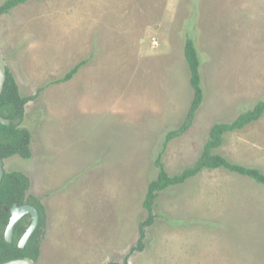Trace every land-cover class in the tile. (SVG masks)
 Here are the masks:
<instances>
[{"label":"rangeland","instance_id":"1","mask_svg":"<svg viewBox=\"0 0 264 264\" xmlns=\"http://www.w3.org/2000/svg\"><path fill=\"white\" fill-rule=\"evenodd\" d=\"M187 37L203 101L161 154L170 175L196 161L213 123L264 99V0H29L0 15L6 64L34 95L21 122L31 157L3 161L46 210L36 264H264V185L223 169L159 192L142 250L125 258L154 160L192 98ZM215 151L264 172V114Z\"/></svg>","mask_w":264,"mask_h":264},{"label":"trees","instance_id":"2","mask_svg":"<svg viewBox=\"0 0 264 264\" xmlns=\"http://www.w3.org/2000/svg\"><path fill=\"white\" fill-rule=\"evenodd\" d=\"M29 0H3L0 3V15L10 12L13 8ZM184 57L189 69V84L192 88V98L189 102L185 117L182 123L175 129L169 130L162 141V150L156 156L154 165L157 168V175L151 179L146 187L142 207L147 211V217L138 224V238L125 258L135 250L141 251L145 237V227L152 224L154 214L152 212L155 199L159 192L166 188L183 184L187 179L197 175L203 169H223L231 173L246 176L257 183L264 185V172L253 166L230 161L228 158L217 153L215 149L221 147L228 133L241 130L245 126L257 121L264 114V99L257 101L251 108L238 114L229 122H215L208 130L206 141L196 161L180 172L168 174L161 161V154L167 144L174 138L184 134L191 126L194 115L203 101V89L201 87L200 59L192 38L187 37L183 47ZM84 60L77 63L56 82L68 81L78 71ZM34 95L23 96L19 91L16 79L7 66L6 78L3 89L0 93V115L10 119L11 123L4 125L0 123V158L3 160L14 155L28 159L31 157V134L26 127L21 126L24 118L25 105L33 99ZM20 119L18 125L14 121ZM30 180L26 174L18 170L5 171L0 182V263L30 257L37 262L40 254V245L44 236L46 225V210L40 199L28 193ZM14 204H31L39 215L38 226L30 235L23 247L18 246V241L28 225L30 216L24 215L13 227L12 241L7 242L4 232L9 221L10 212L4 208H11ZM105 264H118L109 262ZM124 264V263H123Z\"/></svg>","mask_w":264,"mask_h":264},{"label":"water","instance_id":"3","mask_svg":"<svg viewBox=\"0 0 264 264\" xmlns=\"http://www.w3.org/2000/svg\"><path fill=\"white\" fill-rule=\"evenodd\" d=\"M6 68H7L6 60L0 48V93L3 89V85L6 78ZM20 121H21L20 119H17L14 121V124L18 125ZM0 123L4 125H8L11 123V121L10 119L2 117L0 115ZM4 172H5L4 161L2 158H0V182L4 175ZM5 210L10 211L9 221L4 232V238L7 242L12 241L13 227L15 223L18 220H20L25 214H29L31 217L30 224L28 225V227L26 228V230L24 231V233L22 234V236L18 241V246L23 247L27 242V240L29 239L30 235L34 232V230L38 226V222H39L38 211L31 204H22V205L14 204L10 209L6 208ZM0 264H36V262L30 257H23L18 259H12Z\"/></svg>","mask_w":264,"mask_h":264},{"label":"flooded vegetation","instance_id":"4","mask_svg":"<svg viewBox=\"0 0 264 264\" xmlns=\"http://www.w3.org/2000/svg\"><path fill=\"white\" fill-rule=\"evenodd\" d=\"M6 171V170H5ZM5 173V172H4ZM4 209H6V208H4ZM7 209H10V208H7ZM6 211V210H5ZM9 211V210H8ZM10 212V211H9ZM26 215V214H25ZM29 215V214H28ZM30 216V215H29ZM30 219H31V217H30Z\"/></svg>","mask_w":264,"mask_h":264}]
</instances>
